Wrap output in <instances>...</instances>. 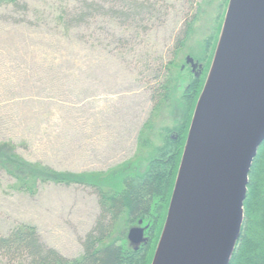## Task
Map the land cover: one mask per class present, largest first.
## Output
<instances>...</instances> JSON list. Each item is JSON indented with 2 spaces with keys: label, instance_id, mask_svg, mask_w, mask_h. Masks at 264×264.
I'll return each instance as SVG.
<instances>
[{
  "label": "rangeland",
  "instance_id": "1",
  "mask_svg": "<svg viewBox=\"0 0 264 264\" xmlns=\"http://www.w3.org/2000/svg\"><path fill=\"white\" fill-rule=\"evenodd\" d=\"M133 1L144 8L137 10ZM21 3L19 8H0V143L12 142L26 161L59 172L108 174L137 158L141 131L154 113L155 94L171 63L173 78L182 66L185 70L177 99L163 108L158 126L179 123L180 98L193 79L186 58L210 64L212 55L205 47L222 29L229 2ZM190 23L194 32L177 50ZM164 138H153V146H161ZM144 168L142 163L139 171ZM14 183L0 172V235L27 224L64 257L83 255L82 242L101 214L95 190L46 184L31 196L15 191ZM150 225L131 228L127 246L134 245L132 229Z\"/></svg>",
  "mask_w": 264,
  "mask_h": 264
},
{
  "label": "water",
  "instance_id": "2",
  "mask_svg": "<svg viewBox=\"0 0 264 264\" xmlns=\"http://www.w3.org/2000/svg\"><path fill=\"white\" fill-rule=\"evenodd\" d=\"M263 143L264 0H229L152 264H230Z\"/></svg>",
  "mask_w": 264,
  "mask_h": 264
},
{
  "label": "trees",
  "instance_id": "3",
  "mask_svg": "<svg viewBox=\"0 0 264 264\" xmlns=\"http://www.w3.org/2000/svg\"><path fill=\"white\" fill-rule=\"evenodd\" d=\"M195 1L190 0L192 5ZM22 5L21 0H0V8H19ZM132 5L137 10L144 8V4L139 2L133 1ZM220 31L221 26L218 35H213L205 47V51L210 50L212 55L209 68ZM193 32V23H190L177 42V50L184 47ZM173 70L174 64L171 63L167 66L164 82L155 94L154 113L141 131L137 158L108 174L59 172L42 163L26 161L12 142L0 143V172H5L15 181V191L35 196L46 184L88 186L95 190L101 209L95 227L82 242L84 250L79 258L68 259L54 248L47 247L36 227L22 224L6 236L0 235V264H152L166 222L194 110L202 92L199 81L193 78L180 98L184 105L180 109L179 123L173 128H160L159 114L171 100L176 101L177 85L184 73L180 69L173 78ZM173 132L178 135L172 137ZM161 136L165 137L162 145L153 146L152 139ZM143 150L149 151V154L145 155ZM142 163L145 168L140 172ZM141 222L151 224L145 228V235L149 238H144L139 245L127 246L128 231ZM230 264H264V143L251 168L241 236Z\"/></svg>",
  "mask_w": 264,
  "mask_h": 264
},
{
  "label": "flooded vegetation",
  "instance_id": "4",
  "mask_svg": "<svg viewBox=\"0 0 264 264\" xmlns=\"http://www.w3.org/2000/svg\"><path fill=\"white\" fill-rule=\"evenodd\" d=\"M190 57V56H188ZM188 57L186 58V64L189 65L191 67V73H192V77L195 79H197L199 81V84L202 86L201 89L203 90L204 88V85H205V82H206V79L208 77V73H209V65L208 63H206V61H196L193 57V60H194V63L196 64V68L193 67V64L191 63H188ZM182 70L184 71L185 70V66H182ZM189 84L188 86L186 87V89L189 88ZM138 229H144V236H145V231L146 229L145 228H138Z\"/></svg>",
  "mask_w": 264,
  "mask_h": 264
}]
</instances>
